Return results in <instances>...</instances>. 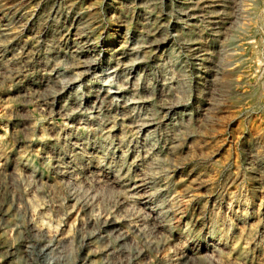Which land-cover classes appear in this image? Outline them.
I'll list each match as a JSON object with an SVG mask.
<instances>
[{"label": "rangeland", "instance_id": "1", "mask_svg": "<svg viewBox=\"0 0 264 264\" xmlns=\"http://www.w3.org/2000/svg\"><path fill=\"white\" fill-rule=\"evenodd\" d=\"M0 264H264V0H0Z\"/></svg>", "mask_w": 264, "mask_h": 264}]
</instances>
